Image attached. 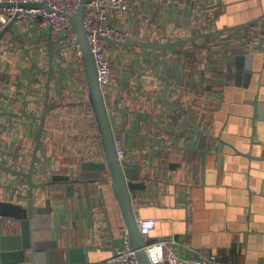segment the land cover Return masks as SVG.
Returning <instances> with one entry per match:
<instances>
[{
    "label": "crops",
    "instance_id": "1",
    "mask_svg": "<svg viewBox=\"0 0 264 264\" xmlns=\"http://www.w3.org/2000/svg\"><path fill=\"white\" fill-rule=\"evenodd\" d=\"M131 9L133 17L115 12L116 24L138 28L142 39L154 41L185 38L191 26L200 32L258 19L242 28L243 36L230 30L164 54L115 47L109 53L112 83L124 88L111 87L106 104L126 157L148 177L146 188L132 197L136 219L155 220L143 236L146 244L170 239L187 263L215 255L220 264H264V0H134ZM38 35L30 30L16 38L6 31L0 41L3 110L43 112L47 72L40 66L48 56ZM53 80L49 103L60 106L45 115L35 183L76 177L82 160L103 157L70 138L79 132L85 141L99 136L89 114L83 115L88 131L67 116L72 101L88 107L87 87L76 78L57 90ZM39 123L26 115L0 116L1 163L28 170ZM27 193L26 177L0 169L1 225L11 223L6 217L15 205H26ZM33 203L52 209V228L40 239L52 246L64 245L66 237L73 245H90L89 264L113 254L124 223L108 179L76 183L72 196L62 183L37 187Z\"/></svg>",
    "mask_w": 264,
    "mask_h": 264
},
{
    "label": "water",
    "instance_id": "2",
    "mask_svg": "<svg viewBox=\"0 0 264 264\" xmlns=\"http://www.w3.org/2000/svg\"><path fill=\"white\" fill-rule=\"evenodd\" d=\"M88 0H79L75 11L70 15L72 27L76 33L78 43L82 52L83 71L87 81V97L92 107L96 126L100 136V143L103 149V157L100 160L84 159L79 163V172L76 177L64 175L49 181L35 183L32 181V171L36 159V152L43 132V124L47 110L56 106L49 103L50 80L53 71V45L57 40L52 39L51 32L47 33V56L48 69L45 81V96L43 112L41 115L16 113L0 108V116H29L40 120L39 128L35 137V144L32 150L31 161L27 171H23L0 162V169L10 173L24 176L27 179L28 193L26 205H15V211H10L6 219L11 223L4 226L0 224V264H89L87 255L90 245H73L66 237L64 245L58 246L57 241L48 244L46 239L40 237L50 231L52 224L49 221L51 206L34 205L33 189L48 186L53 183H62L65 187V194L72 196L76 183L101 182L109 180L113 195L119 205L124 226L128 230L130 245L136 251L139 264H151L146 251V241L139 232L137 219L132 209V197L138 190L146 188L144 180L146 176L139 174V163L133 162L127 157L121 161L118 158L114 143L116 134L110 119L105 97L97 79L95 60L90 48L87 30L83 25L84 5ZM7 4V3H5ZM26 7H40L45 2L20 3ZM254 19L223 28H214L209 31L191 32L189 36L176 40L154 41L150 39H128L126 41L109 40L112 43L122 46H140L148 49H158L164 54L166 49L183 45L200 37L213 34H221L230 30H238L257 21ZM12 20L9 21L0 32V41L6 31L11 30ZM21 34H14L19 37ZM109 87L124 88L113 83ZM161 99L168 100L164 95H157ZM0 153L5 151L0 147ZM108 174L109 177H107ZM0 205H3L0 203ZM5 206V205H3ZM1 213V212H0ZM6 215L4 212H2ZM51 243V244H52ZM44 252V253H43Z\"/></svg>",
    "mask_w": 264,
    "mask_h": 264
},
{
    "label": "built area",
    "instance_id": "3",
    "mask_svg": "<svg viewBox=\"0 0 264 264\" xmlns=\"http://www.w3.org/2000/svg\"><path fill=\"white\" fill-rule=\"evenodd\" d=\"M26 2H45V5L40 7L20 5ZM133 2L134 0H88L84 5L83 25L87 30L95 60L97 79L105 101L111 88L108 83H112V63L109 53L114 52L116 46H122L109 40L142 39V33L138 28L116 24L115 12L129 11V16L133 17L135 14V10L131 9ZM78 3L79 0H0V32L12 20L11 30H9L12 37L19 32L21 35L23 33L27 35L30 30H34L39 34V39L46 44L48 32H51L52 39L57 40L52 49V75L57 90L70 87L71 83L76 80L78 71L83 69L82 52L70 21V15L75 11ZM242 28L238 29L240 36L245 35ZM212 29L214 27H211ZM191 32H193L192 26ZM166 40L173 39L169 36ZM41 66L40 70L47 72V67ZM114 143L119 160L125 159V147L117 134L114 135ZM154 224L155 220L152 218L137 220L142 236L148 235ZM170 241V239L161 238L145 245V251L151 264H220L215 255L199 256L187 263L171 249ZM93 264H139L136 251L130 245L128 230L125 226L120 228V236L113 254Z\"/></svg>",
    "mask_w": 264,
    "mask_h": 264
},
{
    "label": "trees",
    "instance_id": "4",
    "mask_svg": "<svg viewBox=\"0 0 264 264\" xmlns=\"http://www.w3.org/2000/svg\"><path fill=\"white\" fill-rule=\"evenodd\" d=\"M44 64H45V65H43L44 67L48 66V64L46 62ZM76 78H77L78 82L82 83L85 87H87V81H86L83 69L78 71ZM87 103H88V107L86 109H84L83 107H78V105L72 101L70 103L69 108H68V111H67L68 115L67 116L70 119L69 122H71V123H75V124L83 123V125L85 124L84 126L87 128V131H88L89 126H87V124L85 123V120L83 119V115L89 114L91 117L94 118V114H93L92 107L88 101V97H87ZM59 106H60V104H57L53 108H57ZM96 128H97V126H96ZM89 129H90V127H89ZM97 131H98V129H97ZM89 132H90V130H89ZM79 134L77 135L78 137L71 136L70 138L74 139L78 142L80 141L79 143L88 145L90 148L93 147V148L98 149L97 155L103 156V149H102V146L100 143V136H98L97 139H95V140L92 139L91 141H89V140L85 141L87 139L86 134L82 133V132H79Z\"/></svg>",
    "mask_w": 264,
    "mask_h": 264
},
{
    "label": "rangeland",
    "instance_id": "5",
    "mask_svg": "<svg viewBox=\"0 0 264 264\" xmlns=\"http://www.w3.org/2000/svg\"><path fill=\"white\" fill-rule=\"evenodd\" d=\"M117 47V50H119L120 49V47L119 46H116ZM125 49H127V48H125Z\"/></svg>",
    "mask_w": 264,
    "mask_h": 264
}]
</instances>
